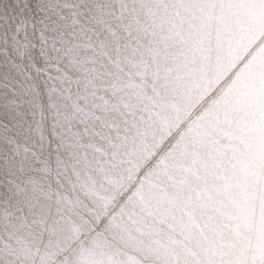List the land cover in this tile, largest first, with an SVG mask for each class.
I'll use <instances>...</instances> for the list:
<instances>
[{
    "label": "bare ground",
    "instance_id": "bare-ground-1",
    "mask_svg": "<svg viewBox=\"0 0 264 264\" xmlns=\"http://www.w3.org/2000/svg\"><path fill=\"white\" fill-rule=\"evenodd\" d=\"M0 264H264V0H0Z\"/></svg>",
    "mask_w": 264,
    "mask_h": 264
}]
</instances>
